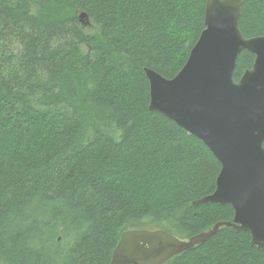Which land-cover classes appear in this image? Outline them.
Instances as JSON below:
<instances>
[{
    "label": "trees",
    "instance_id": "trees-1",
    "mask_svg": "<svg viewBox=\"0 0 264 264\" xmlns=\"http://www.w3.org/2000/svg\"><path fill=\"white\" fill-rule=\"evenodd\" d=\"M204 8L0 0V264H109L124 230L188 239L232 219L228 204L193 203L214 190L217 158L148 108L144 67L175 75ZM238 24L264 34V0H241ZM252 61L239 53L235 81ZM161 264H264V251L221 226Z\"/></svg>",
    "mask_w": 264,
    "mask_h": 264
},
{
    "label": "water",
    "instance_id": "water-1",
    "mask_svg": "<svg viewBox=\"0 0 264 264\" xmlns=\"http://www.w3.org/2000/svg\"><path fill=\"white\" fill-rule=\"evenodd\" d=\"M241 0H205L204 27L181 68L166 78L144 67L151 111L173 120L203 142L220 163L214 190L193 201L228 204L233 217L188 239L163 229L121 232L109 264H161L204 242L221 226L246 231L264 251V34L239 29ZM83 25L90 24L84 12ZM253 55L233 79L239 53Z\"/></svg>",
    "mask_w": 264,
    "mask_h": 264
}]
</instances>
